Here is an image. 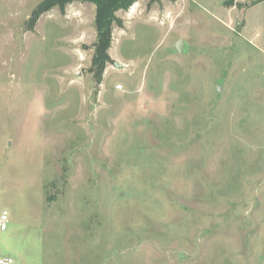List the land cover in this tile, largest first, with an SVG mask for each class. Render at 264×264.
Returning <instances> with one entry per match:
<instances>
[{
  "label": "rangeland",
  "instance_id": "1",
  "mask_svg": "<svg viewBox=\"0 0 264 264\" xmlns=\"http://www.w3.org/2000/svg\"><path fill=\"white\" fill-rule=\"evenodd\" d=\"M40 2L0 0V259L264 264V0H139L99 85L95 7Z\"/></svg>",
  "mask_w": 264,
  "mask_h": 264
},
{
  "label": "trees",
  "instance_id": "2",
  "mask_svg": "<svg viewBox=\"0 0 264 264\" xmlns=\"http://www.w3.org/2000/svg\"><path fill=\"white\" fill-rule=\"evenodd\" d=\"M139 0H41L31 12L27 21L28 30H32L39 18L53 9L63 12L72 3L92 4L95 7L94 29L95 41L90 72L93 73L96 85L101 84L105 64L110 63L108 51L112 42L113 26L122 27L116 17L119 11H127ZM159 0H151L158 2ZM261 0H257L259 2Z\"/></svg>",
  "mask_w": 264,
  "mask_h": 264
},
{
  "label": "built area",
  "instance_id": "3",
  "mask_svg": "<svg viewBox=\"0 0 264 264\" xmlns=\"http://www.w3.org/2000/svg\"><path fill=\"white\" fill-rule=\"evenodd\" d=\"M118 90H120V87H117ZM7 212L3 211L0 215V232H3L6 229V223H7ZM12 260L10 258L6 259H0V264H12Z\"/></svg>",
  "mask_w": 264,
  "mask_h": 264
},
{
  "label": "water",
  "instance_id": "4",
  "mask_svg": "<svg viewBox=\"0 0 264 264\" xmlns=\"http://www.w3.org/2000/svg\"><path fill=\"white\" fill-rule=\"evenodd\" d=\"M174 49L177 50V51H180V43H178L177 45L174 46ZM113 67L116 68V69H121L123 68L122 65H119L118 63H114L113 64Z\"/></svg>",
  "mask_w": 264,
  "mask_h": 264
}]
</instances>
